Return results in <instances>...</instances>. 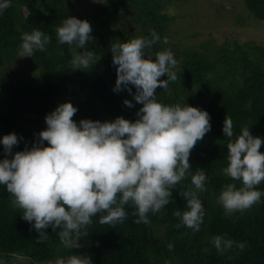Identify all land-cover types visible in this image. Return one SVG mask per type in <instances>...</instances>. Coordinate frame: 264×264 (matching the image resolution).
<instances>
[{"label": "trees", "instance_id": "obj_1", "mask_svg": "<svg viewBox=\"0 0 264 264\" xmlns=\"http://www.w3.org/2000/svg\"><path fill=\"white\" fill-rule=\"evenodd\" d=\"M182 1L194 0H104L96 4L92 15L84 16L73 0H12L0 14V137L10 132L23 137L13 152L36 142L38 133L47 127L45 116L63 95L80 101L72 117L77 122L111 121L117 116L135 120L142 104L126 89L113 91L117 73L111 45L140 36L150 38L153 30L161 41L148 50L149 54L154 58L155 52L171 49L177 60L173 69L176 80L167 90L158 86L157 99L165 104L187 103L211 116V130L189 156L192 171L204 168L207 175L205 190L198 193L205 208L199 231L183 225L178 228L180 220L174 215L177 209L185 208L179 191L191 185L190 177L172 190L171 202L160 212L148 213V224L135 222L138 217L131 203L125 206L127 218L123 223H100L102 214H97L78 248L65 247L58 235L60 229L53 231L51 227L45 229L48 238L37 242V231L22 218L23 210L13 206L12 195L0 185V258L6 264H43L73 254L89 255L93 264H264V196L242 214L226 215L218 202L224 185L234 182L241 186L222 171L228 163L229 140H234L242 127H249L253 136L264 139V45L229 37L221 45L212 40L210 45L201 44L198 51L181 47L180 42H172L170 30L176 18L167 9ZM198 1L214 7L208 10H214L215 25L225 27L218 18L221 12H225L224 22L233 21V16L238 17L237 23L243 22L236 8L223 7V0ZM240 12L264 23V0H244ZM67 16L87 19L91 24L93 39L84 50H92L95 57L87 69H75L70 64L83 49L57 42L56 29ZM212 21H207L211 27ZM35 28L51 37L46 50L36 51L32 57H18L22 35ZM214 51L221 52L215 61ZM160 79H167V75ZM124 99L132 100L133 106L124 105ZM225 116L233 121L232 138L222 131ZM259 151L264 152V143ZM4 157L0 144V159ZM257 187L264 191V182ZM225 234L246 242L244 250L234 246L218 254L212 237ZM169 243L173 244L171 250Z\"/></svg>", "mask_w": 264, "mask_h": 264}, {"label": "clouds", "instance_id": "obj_2", "mask_svg": "<svg viewBox=\"0 0 264 264\" xmlns=\"http://www.w3.org/2000/svg\"><path fill=\"white\" fill-rule=\"evenodd\" d=\"M12 0H0V14ZM92 27L87 19L67 16L56 29L59 44L75 45L70 64L87 69L94 62L92 50H84L92 41ZM51 37L39 28L22 35L18 57H32L45 51ZM161 41L154 30L149 37H135L111 45L112 63L116 65L114 92L126 89L142 107L136 119L117 116L114 120L72 119L77 107L71 102L59 104L45 116L47 127L38 139L24 150L13 152L22 136L15 132L0 137L5 157L0 159V185L12 195L11 203L22 209V218L37 231V242L48 238L45 229L58 232L65 247H80L93 217L100 223H123L125 206H135L136 223H150L148 213H158L171 202L172 190L186 177L191 185L179 194L185 199L183 210L174 215L181 225L199 231L205 208L198 193L205 190L204 168L192 171L189 156L197 142L211 130L210 114L187 103L165 104L157 99L158 86L167 90L177 76L173 70L177 60L171 49L148 50ZM167 43V37L163 38ZM164 74L167 79H160ZM135 87V92L132 91ZM124 105L133 101L124 99ZM233 121L225 116L223 134L234 136ZM47 141V145H45ZM264 139L253 136L249 127H242L236 138L227 144V166L223 173L241 186H223L218 202L225 214L243 213L261 201L264 191L257 186L264 182V152L259 151ZM10 157V158H9ZM218 254L233 249L243 251L246 242L234 241L227 235L211 240ZM167 247L171 250L173 244ZM0 264H6L0 258ZM55 264H93L89 255L73 254L58 258Z\"/></svg>", "mask_w": 264, "mask_h": 264}, {"label": "rangeland", "instance_id": "obj_3", "mask_svg": "<svg viewBox=\"0 0 264 264\" xmlns=\"http://www.w3.org/2000/svg\"><path fill=\"white\" fill-rule=\"evenodd\" d=\"M73 1L84 16H90L95 10L96 4L102 3L104 0ZM243 1L244 0H223V7L226 6L227 10H230V7L236 8L235 13L243 20L242 23H237L238 17L232 15L233 21H230L229 19L224 22V18H226L224 16L225 12H221V15L218 16V18L220 23L223 24L222 26H225L223 28L215 25L216 18L213 14L214 10L211 12L208 10L214 9V7L210 5H201L198 0L191 2L182 1L170 5L167 11L172 17L176 18V21L170 30L173 35L172 42H180L181 47L184 45L185 48L190 49L191 51L202 50L201 44L206 43L210 45L211 40L215 44L218 43L221 45V43L226 39H229V37L238 40L239 42H256L264 45V23H259L251 18L250 15L240 12ZM207 21H212V27ZM120 35L121 34H118L119 37ZM213 54V61L221 57V52L214 51ZM15 64L18 63L16 62ZM218 64L221 65L222 61L218 62ZM75 100L70 96L63 95L57 99V106L64 102H71L73 106L79 109L80 101L78 99ZM56 260L57 259L51 262H44L43 264H55Z\"/></svg>", "mask_w": 264, "mask_h": 264}]
</instances>
